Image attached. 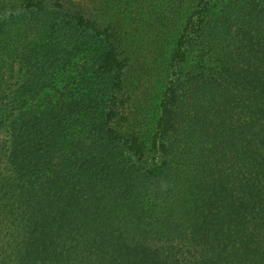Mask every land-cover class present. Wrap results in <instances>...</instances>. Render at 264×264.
<instances>
[{"label": "trees", "instance_id": "1", "mask_svg": "<svg viewBox=\"0 0 264 264\" xmlns=\"http://www.w3.org/2000/svg\"><path fill=\"white\" fill-rule=\"evenodd\" d=\"M0 264H264V0H0Z\"/></svg>", "mask_w": 264, "mask_h": 264}]
</instances>
